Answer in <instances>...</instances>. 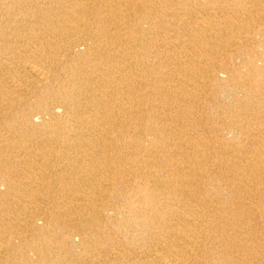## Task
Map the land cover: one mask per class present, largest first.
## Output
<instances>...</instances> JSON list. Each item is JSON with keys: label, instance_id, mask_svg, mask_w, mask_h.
Here are the masks:
<instances>
[{"label": "bare ground", "instance_id": "obj_1", "mask_svg": "<svg viewBox=\"0 0 264 264\" xmlns=\"http://www.w3.org/2000/svg\"><path fill=\"white\" fill-rule=\"evenodd\" d=\"M0 264H264V0H0Z\"/></svg>", "mask_w": 264, "mask_h": 264}]
</instances>
